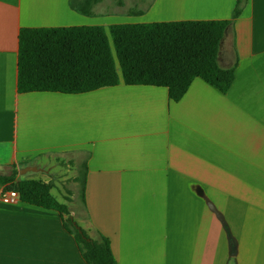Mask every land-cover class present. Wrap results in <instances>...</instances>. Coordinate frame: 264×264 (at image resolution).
<instances>
[{
	"label": "crops",
	"instance_id": "crops-1",
	"mask_svg": "<svg viewBox=\"0 0 264 264\" xmlns=\"http://www.w3.org/2000/svg\"><path fill=\"white\" fill-rule=\"evenodd\" d=\"M83 3L0 0V175L49 167L50 183L52 160L84 156L68 187L84 182L83 208L118 264H264V0H99L90 15ZM187 20H231L226 93L201 78L178 101L122 80L17 92L21 28ZM0 264L86 262L57 211L0 200Z\"/></svg>",
	"mask_w": 264,
	"mask_h": 264
},
{
	"label": "trees",
	"instance_id": "trees-1",
	"mask_svg": "<svg viewBox=\"0 0 264 264\" xmlns=\"http://www.w3.org/2000/svg\"><path fill=\"white\" fill-rule=\"evenodd\" d=\"M99 0H84L90 15ZM239 15L235 9L233 18ZM231 20L173 21L103 26L21 28L18 35L17 92L82 94L118 85L164 87L172 101L186 93L195 78L226 93L235 68L218 64L220 44ZM4 190L19 201L57 211L86 264H118L110 241L75 223L65 204L42 179L23 178L19 170L0 175ZM80 201L85 205L82 182ZM233 259V258H232Z\"/></svg>",
	"mask_w": 264,
	"mask_h": 264
},
{
	"label": "rangeland",
	"instance_id": "rangeland-1",
	"mask_svg": "<svg viewBox=\"0 0 264 264\" xmlns=\"http://www.w3.org/2000/svg\"><path fill=\"white\" fill-rule=\"evenodd\" d=\"M67 156L73 158H62V160L60 161L52 160L50 162L54 164L51 167L52 169L50 173L47 174L52 177V180H50V183L52 185L51 191L60 203L65 204L67 206L69 214L74 218L75 223L86 229L89 232V234L95 236L96 235L95 230L91 226L88 216L86 215L85 209L83 208L82 203L80 201L81 184L78 181L74 188L68 187L69 185H71V183H69L71 181L70 180L71 178L69 176H71V174L73 175L72 171L78 166L80 162L83 161L84 156H81L78 159L75 158L72 154ZM75 164L77 165L75 166ZM43 168L45 170V173L28 172L21 176L23 178H36V179L49 181L48 178L47 179L42 178L44 175H46V171L49 170V167H43Z\"/></svg>",
	"mask_w": 264,
	"mask_h": 264
},
{
	"label": "built area",
	"instance_id": "built-area-1",
	"mask_svg": "<svg viewBox=\"0 0 264 264\" xmlns=\"http://www.w3.org/2000/svg\"><path fill=\"white\" fill-rule=\"evenodd\" d=\"M0 200L6 204H13L19 201L18 194L13 190H4L1 193Z\"/></svg>",
	"mask_w": 264,
	"mask_h": 264
},
{
	"label": "water",
	"instance_id": "water-1",
	"mask_svg": "<svg viewBox=\"0 0 264 264\" xmlns=\"http://www.w3.org/2000/svg\"><path fill=\"white\" fill-rule=\"evenodd\" d=\"M39 171H41L38 167H36V166H27V167H25V168H23L22 170H20L19 171V173L21 174V175H24V174H26V173H28V172H34V173H37V172H39ZM234 252V246L232 247V253Z\"/></svg>",
	"mask_w": 264,
	"mask_h": 264
}]
</instances>
